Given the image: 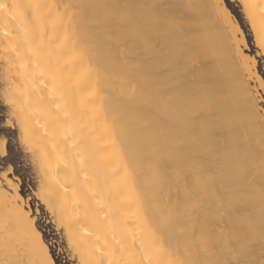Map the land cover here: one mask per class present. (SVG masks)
<instances>
[{
  "label": "bare ground",
  "instance_id": "1",
  "mask_svg": "<svg viewBox=\"0 0 264 264\" xmlns=\"http://www.w3.org/2000/svg\"><path fill=\"white\" fill-rule=\"evenodd\" d=\"M222 4L0 0L3 96L80 263L264 264L263 84ZM1 183L0 264H55Z\"/></svg>",
  "mask_w": 264,
  "mask_h": 264
},
{
  "label": "rangeland",
  "instance_id": "2",
  "mask_svg": "<svg viewBox=\"0 0 264 264\" xmlns=\"http://www.w3.org/2000/svg\"><path fill=\"white\" fill-rule=\"evenodd\" d=\"M222 2L225 5V9L229 10L231 13L233 23L238 24L242 35H244L243 39L246 43L241 44V50H243L244 56H249V58H254V60H256L255 71H257V74L260 76L259 78L262 79L261 82L263 84L262 87L257 86L258 94L261 97L258 96L262 98L258 103H261V106H259L264 113V50H261L262 48L255 40L251 25L244 13L242 1L222 0ZM238 39H241V37H238ZM0 64V67H2V69L0 68V70H2L0 71V141L3 140L2 138L6 139L5 150L2 151L0 149V183L2 182V186L6 184L3 187L7 188L8 183L4 182L5 178H3L7 176L9 178H7V180L12 182V187H9L10 182L8 181L9 190H7L11 191L13 186L17 187L18 196L24 206L20 204L26 212H30V218H32L33 221L35 219V225L41 232L44 242L50 249L55 264H83L78 261V258H76L77 255L70 248L67 242V236L63 230L64 228L57 223L55 215L49 210L40 197L39 187L41 179H39L40 174L38 172V167L36 168V161L32 159L31 152L26 148L27 145L22 142L21 137L19 138L20 132L18 124H16L17 121L14 120L15 115L11 113L4 99L3 92L5 90V84L3 83L5 81L7 82V79L3 71L5 66L1 60ZM252 78L253 81H255L254 76ZM250 82L252 81L250 80ZM250 85L251 88L254 87L252 83H250Z\"/></svg>",
  "mask_w": 264,
  "mask_h": 264
}]
</instances>
